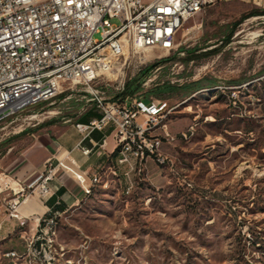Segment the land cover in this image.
<instances>
[{"label":"rangeland","instance_id":"obj_1","mask_svg":"<svg viewBox=\"0 0 264 264\" xmlns=\"http://www.w3.org/2000/svg\"><path fill=\"white\" fill-rule=\"evenodd\" d=\"M249 11L221 0L180 28L174 60L141 74L173 54L154 48L122 57L100 76L93 86L109 100L126 81L140 85L137 96L158 81L187 86L165 99L170 112L147 133L162 139L157 153L165 161L156 154L104 170L95 186L101 184L58 217L51 242L33 241L30 249L38 216H28L25 226L17 221L0 240V264H264V17L246 18L221 44ZM195 47L209 54L185 63L186 50ZM87 89L65 82L0 130V225L16 222L9 201L19 186L6 170L10 161L46 133V121L98 113ZM244 116L257 119L256 130L238 122ZM166 123L170 141L161 129ZM191 126L194 134L185 138Z\"/></svg>","mask_w":264,"mask_h":264},{"label":"built area","instance_id":"obj_2","mask_svg":"<svg viewBox=\"0 0 264 264\" xmlns=\"http://www.w3.org/2000/svg\"><path fill=\"white\" fill-rule=\"evenodd\" d=\"M220 0H0V130L14 121L25 108L50 100L61 92L65 82L84 85L91 94L98 116L86 122H75L81 134L77 144L84 155L104 149L106 137L100 142L91 136L95 131L111 128L117 146V162L130 164L132 159L143 161L157 154L162 139L147 137L153 119L165 117L171 107L166 100L125 96L109 100L94 83L102 74L112 73L119 60L154 48L178 52L176 36L185 22L195 14ZM264 17V15H261ZM117 20V23L112 20ZM96 33L100 38H95ZM167 140L174 137L167 123L161 127ZM194 134L191 126L182 135ZM90 139L92 147H84ZM67 169L64 158L49 160L40 178L26 188L20 200V190L9 201L10 214L20 226L28 216L19 211L20 204L31 194L41 198L51 195L50 181L60 169ZM90 184L84 189L88 195ZM101 184V183H99ZM22 188L21 191H24ZM51 211V210H49ZM62 213L36 217L35 235L30 240L51 242L56 233L57 219ZM7 257L17 252H8Z\"/></svg>","mask_w":264,"mask_h":264},{"label":"crops","instance_id":"obj_3","mask_svg":"<svg viewBox=\"0 0 264 264\" xmlns=\"http://www.w3.org/2000/svg\"><path fill=\"white\" fill-rule=\"evenodd\" d=\"M225 2L228 5L238 6L240 11L264 8V0H225ZM88 120L79 116L75 122ZM46 122L48 123L46 133L39 134L36 141L14 155L6 168L7 172L17 178L16 183L20 190L18 195L22 198L26 195V191H28L26 188L40 178L49 160L55 161L56 158H64L67 167L74 172H70L68 168L60 169L56 177L50 181L52 192L49 197L41 198L38 194L29 195L19 206V211L24 216L44 217L54 212L65 214L69 210L75 209L87 196L84 189L90 184V177L96 172H101L102 180L105 174L104 170L114 168L117 162L118 154L111 156L117 146L111 128H107L105 131H95L91 136L94 141L99 142L106 137L104 149L99 151L98 148H93L90 154L84 155L82 150L77 147L81 134L75 128V122L71 121V118ZM82 145L91 148L92 142L90 139H86ZM93 179L91 187H88V195L96 185ZM104 183L107 184L108 180ZM22 188L25 190L21 191ZM1 190L2 188H0V192ZM13 220L16 219L13 218ZM16 223L17 220L16 222L12 221L9 225H0V240L14 229Z\"/></svg>","mask_w":264,"mask_h":264},{"label":"trees","instance_id":"obj_4","mask_svg":"<svg viewBox=\"0 0 264 264\" xmlns=\"http://www.w3.org/2000/svg\"><path fill=\"white\" fill-rule=\"evenodd\" d=\"M259 15H264V8L263 9H253L252 11H250L246 14H243L240 17V19H238L237 21H235L231 24L230 30H229L228 34L225 36L224 40H222L221 44H227L230 42V40H231L234 32L236 31L237 27L246 18H249L251 16H259ZM198 50L199 49L197 47H195L193 49L186 50V56L183 58L184 62L189 63L191 61H197L201 57H203L204 55L209 54V53H200V52H198ZM213 50L214 51H210V53L217 51V49H213ZM204 52H206V51H204ZM176 57H177V53L174 52L170 56L158 59L154 63L145 67L142 70L141 74L147 75L148 73H150L154 69L162 66L163 64H166L169 61L174 60ZM140 88H141L140 85L138 83H135V81H126L122 90L119 91L115 95L114 98L117 99V98L125 97L127 95H129V96L136 95L137 96V93L140 91ZM186 89H187L186 85H179V84L173 83L171 81H158L155 83V85L153 87H151L149 90H147L146 93L144 95H142L141 97L149 98V99L152 98V99H156V100H165V99L172 98L174 96V94H178L181 90H186ZM94 116H98V113H92L91 110H88L84 114H82L80 116V118L88 120ZM238 122H240V123L243 122L244 127L247 129V132H251V131L257 129V124H256L257 119H255L251 116H244L241 119H239ZM238 143H240V142H238ZM119 150H120V146H116V148L112 152L111 156H116L117 154H119ZM93 190H94V188H92V191Z\"/></svg>","mask_w":264,"mask_h":264},{"label":"bare ground","instance_id":"obj_5","mask_svg":"<svg viewBox=\"0 0 264 264\" xmlns=\"http://www.w3.org/2000/svg\"><path fill=\"white\" fill-rule=\"evenodd\" d=\"M115 68V67H114ZM114 68L112 69V70H114ZM109 71H111V70H109ZM164 117H158V119H153V121H152V128L155 126V125H157L158 123H160L161 121H162V119H163ZM94 180V183L96 182V178H94L93 179ZM37 244V243H36ZM35 245V244H34ZM33 245V246H34Z\"/></svg>","mask_w":264,"mask_h":264}]
</instances>
